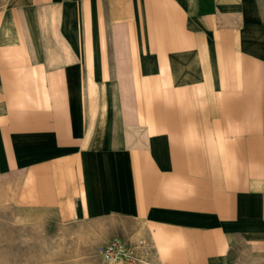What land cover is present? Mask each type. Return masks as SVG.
I'll return each instance as SVG.
<instances>
[{"label":"crops","instance_id":"crops-1","mask_svg":"<svg viewBox=\"0 0 264 264\" xmlns=\"http://www.w3.org/2000/svg\"><path fill=\"white\" fill-rule=\"evenodd\" d=\"M4 206L135 220L156 264H264V0H10Z\"/></svg>","mask_w":264,"mask_h":264},{"label":"rangeland","instance_id":"rangeland-1","mask_svg":"<svg viewBox=\"0 0 264 264\" xmlns=\"http://www.w3.org/2000/svg\"><path fill=\"white\" fill-rule=\"evenodd\" d=\"M10 0H0V9ZM139 222L107 217L65 224L51 214L14 206L0 208V264H106L101 250L112 241L128 244L135 259L119 264H156ZM138 236L140 242L134 237Z\"/></svg>","mask_w":264,"mask_h":264},{"label":"built area","instance_id":"built-area-1","mask_svg":"<svg viewBox=\"0 0 264 264\" xmlns=\"http://www.w3.org/2000/svg\"><path fill=\"white\" fill-rule=\"evenodd\" d=\"M101 255L106 264H119V259L123 256L129 258L130 260L135 259V252L132 247L125 243H120L117 241H112L108 245H105L101 250ZM121 260H123L121 258ZM128 264H132L131 262Z\"/></svg>","mask_w":264,"mask_h":264},{"label":"bare ground","instance_id":"bare-ground-1","mask_svg":"<svg viewBox=\"0 0 264 264\" xmlns=\"http://www.w3.org/2000/svg\"><path fill=\"white\" fill-rule=\"evenodd\" d=\"M140 242V241H139ZM141 243V242H140Z\"/></svg>","mask_w":264,"mask_h":264}]
</instances>
